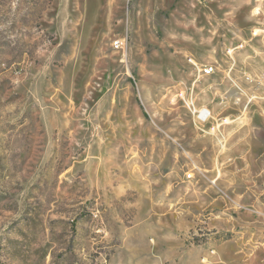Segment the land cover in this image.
Here are the masks:
<instances>
[{
  "label": "rangeland",
  "instance_id": "obj_1",
  "mask_svg": "<svg viewBox=\"0 0 264 264\" xmlns=\"http://www.w3.org/2000/svg\"><path fill=\"white\" fill-rule=\"evenodd\" d=\"M0 264H264V0H0Z\"/></svg>",
  "mask_w": 264,
  "mask_h": 264
},
{
  "label": "built area",
  "instance_id": "obj_2",
  "mask_svg": "<svg viewBox=\"0 0 264 264\" xmlns=\"http://www.w3.org/2000/svg\"><path fill=\"white\" fill-rule=\"evenodd\" d=\"M113 46L117 50H123L125 48V40L118 39V40L114 41ZM211 72H212V69L205 70L206 74H210ZM211 116H212L211 111L208 109L200 110V111H198V114H197V118L200 121V123H206L211 118ZM192 177H193L192 173H189L187 175L188 179H191Z\"/></svg>",
  "mask_w": 264,
  "mask_h": 264
},
{
  "label": "bare ground",
  "instance_id": "obj_3",
  "mask_svg": "<svg viewBox=\"0 0 264 264\" xmlns=\"http://www.w3.org/2000/svg\"><path fill=\"white\" fill-rule=\"evenodd\" d=\"M224 123H226V124H230L231 122H230L228 119H226V120L223 122V124H224ZM221 125H222V124H219L218 127H220Z\"/></svg>",
  "mask_w": 264,
  "mask_h": 264
}]
</instances>
